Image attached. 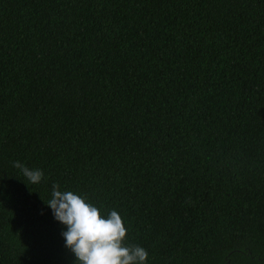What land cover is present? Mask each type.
Returning a JSON list of instances; mask_svg holds the SVG:
<instances>
[{
	"label": "trees",
	"instance_id": "trees-1",
	"mask_svg": "<svg viewBox=\"0 0 264 264\" xmlns=\"http://www.w3.org/2000/svg\"><path fill=\"white\" fill-rule=\"evenodd\" d=\"M53 184L146 264H264V0H0V264H76Z\"/></svg>",
	"mask_w": 264,
	"mask_h": 264
},
{
	"label": "clouds",
	"instance_id": "clouds-1",
	"mask_svg": "<svg viewBox=\"0 0 264 264\" xmlns=\"http://www.w3.org/2000/svg\"><path fill=\"white\" fill-rule=\"evenodd\" d=\"M32 184H39L44 173L16 161ZM51 199L45 203L56 221L66 227L61 235L65 247L76 257V264H146L148 253L138 245H125L126 228L116 211L102 216L85 198L71 191H60L53 184Z\"/></svg>",
	"mask_w": 264,
	"mask_h": 264
}]
</instances>
